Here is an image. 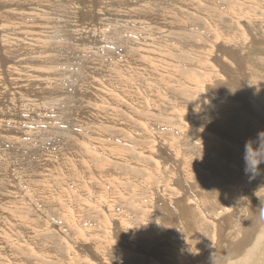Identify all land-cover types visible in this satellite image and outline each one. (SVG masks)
Instances as JSON below:
<instances>
[{
	"label": "rangeland",
	"instance_id": "obj_1",
	"mask_svg": "<svg viewBox=\"0 0 264 264\" xmlns=\"http://www.w3.org/2000/svg\"><path fill=\"white\" fill-rule=\"evenodd\" d=\"M198 1L0 0V28L3 22L10 28L16 21L36 22L40 13L49 26L45 40L62 52L53 65L64 64L60 76L56 71L55 92L37 108L34 99L47 89L26 82L31 92H23L10 81L14 66L32 64L29 47L20 49L24 60L11 59L0 32V130L7 129L0 134V213L11 214L6 220L0 214V220L10 230L16 225L13 238L0 233V264H264V163L255 171L245 162V145L252 141L258 149L264 132V42L251 44L254 36L264 41V35L260 22L252 20L250 30L230 13L236 7L238 15L256 20L263 16L257 7L264 0ZM164 8L177 10L166 14ZM133 10L131 16L140 17L137 25L147 30L148 22L154 33L146 34L167 45L163 53L170 54V44L175 49L170 72L127 79L132 60H141L127 47L130 36L126 46H117ZM152 16L160 18L164 31L147 20ZM103 33L116 42V52H109ZM84 53L89 58H81ZM118 56L123 59L114 61ZM105 60L107 89L96 83ZM85 77L95 92L81 88ZM85 92L90 96L83 101L79 96ZM98 93L109 95L106 113ZM71 94L77 97L65 104ZM117 98L124 104L139 101L146 109L114 110ZM84 106L89 108L82 115ZM25 120L35 123L37 133H30ZM92 143L97 155L87 150ZM108 151L126 159H111ZM175 238L188 239L174 248L160 247ZM166 251L171 261L163 259Z\"/></svg>",
	"mask_w": 264,
	"mask_h": 264
},
{
	"label": "bare ground",
	"instance_id": "obj_2",
	"mask_svg": "<svg viewBox=\"0 0 264 264\" xmlns=\"http://www.w3.org/2000/svg\"><path fill=\"white\" fill-rule=\"evenodd\" d=\"M5 2L4 3H6L7 1L6 0H4ZM10 1V0H9ZM8 1V2H9ZM197 1V0H196ZM203 0H199L198 1V3L200 2H202ZM7 2V3H8ZM214 2H217V1H215L214 0ZM13 4H14V2H12ZM9 4V3H8ZM32 4V3H31ZM181 4V3H180ZM219 4V3H218ZM180 9L182 8V7H179ZM258 9H260L261 11H263V16H257V19L256 20H254L253 18L252 19H250V18H247V19H245V17H243V16H240V15H238L237 14V8L236 7H233L232 9H231V11H230V13H232L231 15H235L237 18H239V20L241 21V22H244L245 24H246V26L250 29V30H252V25H253V23H255V24H257L258 22H260V24L262 25V30H263V35H264V5H262V6H258L257 7ZM165 10V11H164ZM175 10H177V8H173V9H163V12H173V11H175ZM61 11V10H60ZM131 11V10H130ZM169 12H168V14H169ZM181 12V11H180ZM62 13V12H61ZM95 13V12H94ZM130 13V12H129ZM127 14V15H129V23H126L125 24V27H128V32L127 31H125V35L124 36H122V42H121V45L120 46H117L116 45V42H114L115 43V45L112 43V40L111 39H109V37H107V35H106V33H103V35L101 36V38H102V40H106V39H108L109 40V52H116L117 50H116V47L115 46H117V48L119 49V48H122L121 46H126V42H125V38H128L129 36H130V38H132L133 39V42H132V44L131 45H127V47H129V51H132V53L133 54H137L140 58V60H141V63L139 62V61H137V60H135V59H133L132 60V63L129 65V70H136L137 68L138 69H140V72H133V70L132 71H127L126 70V72H127V79L129 80V81H133L136 77H137V75H142V74H153V73H167V72H170L172 69H170L171 68V66H172V64H168V60H169V57L172 59V61L174 62V60H175V57H174V55H172L173 54V51L175 50L174 48L171 50L170 49V47H172L171 46V44L169 45V51H170V54L168 55L166 52H164L163 53V49H162V46H167L166 44H164L163 42H161V41H157L156 40V36L155 35H150V34H146L147 32H150V33H154L153 31H150V28H151V25L147 22V20H152V22L154 23V24H160L159 26H161V27H159L161 30H163L164 31V28L165 27H163L162 26V24H161V22H160V18L159 17H156V16H152V18H147V20H144V21H146L147 22V24H146V28H147V30H144L142 27H140V26H138L137 25V23L140 21V17L139 16H136V17H133V16H131V15H135L137 12L135 11V10H133V12H131L130 14ZM40 16H36L35 17V20H36V22H33V23H24V22H21V21H16V23L14 24V26L12 27V28H10V26L6 23V22H3L2 24H1V28H0V32L2 33V42H3V47L5 48V50H6V52L7 51H10L9 52V57L11 58V59H15V61L17 60V61H20V60H24V57H26L25 55V53L26 52H22L20 49H24L23 47L24 46H28L29 48H28V50H27V53H29V56L28 57H32V60H31V65H27V63L26 64H24L23 62H22V64L21 65H19V66H17L16 64H18V63H16L15 65L16 66H14L13 68H15V73L13 74L12 72V74L13 75H11V76H13L12 78V80H10L11 81V83H12V85H14V84H16V86H18L19 84H20V86L22 85V87L20 88V89H23V92L24 91H26V92H31V90L30 89H28L26 86H24L23 84L24 83H28V84H30L31 82H34V83H37L38 85H36L37 87L38 86H41V84L43 85V87H45L46 89H47V92H45L42 96H38L37 98H35L34 100H36L38 103H37V108H40V107H42V105L43 104H45V103H47L48 102V100H46L45 98H46V96L47 95H49V94H52L53 92H55V89L54 88H56V86H58V79H57V76H56V71H57V73H58V71H61V72H63L62 70H64V68H62V65H64V64H61V66H54L53 65V62H54V60L57 58V55L59 54H61L62 52L61 51H59L60 49H56L57 47H55L53 44H52V42H47V40H45V38H44V35H45V32H48V30H49V26L42 20V18H41V14L40 13H38ZM167 14V13H166ZM258 14V13H257ZM181 15V14H180ZM173 16V15H172ZM171 16V17H172ZM175 16V15H174ZM173 16V17H174ZM234 16V17H235ZM147 17H149V16H147ZM144 18H146V17H144ZM163 18V17H162ZM175 19V18H174ZM245 19V20H244ZM40 20V21H39ZM176 20V19H175ZM242 20H244V21H242ZM252 20L253 21H256V22H253L252 23ZM176 22V21H175ZM209 22H211V21H209ZM238 22V21H237ZM174 23V22H173ZM172 23V24H173ZM182 23V22H181ZM185 23H187L186 21H185ZM164 24V23H163ZM167 24V23H166ZM179 24H180V22H179ZM185 25V24H184ZM217 25V24H216ZM19 26V27H18ZM165 26H167V25H165ZM168 27V26H167ZM219 27V26H218ZM84 28V27H83ZM88 28V27H87ZM124 28V27H123ZM169 28V27H168ZM212 28V27H211ZM11 29L12 30H15V32H11ZM48 29V30H47ZM80 29V28H79ZM94 29V28H93ZM167 29V28H166ZM36 30H40V36H37L36 35ZM90 30V29H89ZM96 30V29H95ZM160 30V31H161ZM130 31V32H129ZM214 31V30H213ZM217 31V30H216ZM20 32V33H19ZM80 32V31H79ZM78 32V33H79ZM87 33V32H86ZM217 33V32H216ZM130 34V35H129ZM143 34H145V36L147 37V39H143L144 37H143ZM159 34V33H158ZM162 34V33H161ZM9 37H10V39H9ZM30 39H29V38ZM264 37V36H263ZM18 38H23L22 39V42H20L19 40H18ZM256 39V40H255ZM31 40V44L32 45H30V43H28L27 41H30ZM130 41V40H129ZM256 41H260V42H264L263 40H261V39H259L258 37H256V36H254V40H253V42L251 43V44H253V46L255 45V43H256ZM131 42V41H130ZM130 42H129V44H130ZM53 43H57V44H60V47H61V45H65V44H62V43H59V42H53ZM33 45H35V46H33ZM174 45V44H173ZM18 48V49H17ZM30 49V50H29ZM128 51V52H129ZM142 51V52H141ZM13 52V53H12ZM14 52H16V53H18V54H15ZM171 52H172V54H171ZM264 53V52H263ZM131 54V53H130ZM167 54V55H166ZM89 55H87V54H85L84 53V56L83 57H81V58H85V57H88ZM104 56H107L108 58H107V60H111V58H110V55H107V54H105ZM114 56V55H113ZM129 56V55H128ZM138 56H135V55H132L131 57H134V58H137ZM89 58V57H88ZM123 58L121 57V56H118L117 58H114L113 60L114 61H116V62H118V61H120V60H122ZM138 59V58H137ZM107 60H105V61H102L101 62V65L99 66L100 67V69H98V76H97V78H96V83H98L97 85H100V86H102V87H104L105 89H107V86H108V88L110 87V85L109 84H107L106 82H105V79L103 78L106 74H104V73H108V71H109V62L107 61ZM115 62V63H116ZM113 63V62H112ZM115 63H114V65H115ZM52 66H54V68L52 67ZM50 67V68H49ZM0 68H1V66H0ZM121 68V67H120ZM66 70V69H65ZM90 72H93L91 69H90ZM104 72V73H103ZM75 73V72H74ZM113 73V71H111V72H109V74H112ZM122 73V72H121ZM121 73H119V74H121ZM4 74V73H3ZM2 74V75H3ZM59 74V73H58ZM64 74H65V72H64ZM68 74H70V73H68ZM61 74H59V76H60ZM30 76V77H29ZM67 76V75H66ZM69 76V75H68ZM62 77V76H61ZM71 77V76H70ZM2 78V77H1ZM22 78H24V79H26V80H24V79H22ZM59 78V77H58ZM107 78V77H106ZM61 79V78H60ZM104 79V80H103ZM64 81V80H63ZM66 81V80H65ZM75 81V80H74ZM105 83H104V82ZM190 81H194L193 79H190ZM78 82V81H77ZM93 82H95V80L93 81ZM6 83H10L8 80H6ZM5 83V84H6ZM81 83H82V85H81V88H88V89H91V91L92 92H95L94 91V85H91V83H89L88 82V79L85 77V79L83 80H81ZM0 84H1V82H0ZM4 84V85H5ZM152 84H153V86H155V84L156 85H158L159 83L158 82H153L152 81ZM11 85V86H12ZM69 85V84H68ZM6 86V85H5ZM160 86V85H159ZM159 86H156V88L157 87H159ZM7 87V86H6ZM60 87V86H59ZM9 88V87H8ZM14 88V87H13ZM3 89V88H2ZM62 89V88H61ZM13 90V89H12ZM140 90V89H139ZM12 92V91H11ZM32 92H33V90H32ZM110 92V91H109ZM140 91H136V94L137 95H139L138 93H139ZM2 94L4 93V92H1ZM10 93V92H9ZM60 93H62V92H60ZM5 94V93H4ZM12 94V93H11ZM39 94H41L40 92H39ZM59 94V93H58ZM103 95H100L99 93L97 94L98 95V100L101 102V103H103L104 101V105H105V109H104V112L106 113V110L108 109V108H110L109 107V95H107L106 93H102ZM108 94H110V93H108ZM9 95V94H8ZM7 95V96H8ZM15 95V94H14ZM1 96V95H0ZM90 96V95H89ZM88 96V97H89ZM106 96H107V98H106ZM45 97V98H44ZM50 97V96H49ZM74 97H77V95H72L71 94V96L70 97H68L67 99H66V102H65V104L66 103H72L73 101H74ZM80 98L79 99H82L83 101H85L88 97H87V93L85 92V93H83L81 96H79ZM94 97V96H93ZM121 97V96H120ZM139 98L141 97V96H138ZM41 98H42V101H41ZM3 99V98H2ZM5 99H6V96H5ZM40 99V100H39ZM90 99V98H89ZM106 99H107V101H106ZM118 99L119 98H117V99H115L113 102H112V104H113V109L114 110H117V108H120V111L121 112H123V113H127V112H129V113H133L134 111H136V112H139L141 109H142V111H144L145 109H146V107H145V104L144 103H141V102H136V103H133V104H124L123 102H120L121 101V99H120V101H118ZM11 100V99H10ZM31 100L32 99H29V98H27V100L25 101V102H29V104H27V103H25L26 105H30V103H31ZM58 100V99H57ZM60 100H62V99H60ZM50 101V100H49ZM95 101V100H94ZM98 101V102H99ZM40 102V103H39ZM53 102H55L54 100H53ZM63 102H64V100H63ZM88 102V104H90V105H92L91 104V101L90 100H88L87 101ZM179 102V101H178ZM33 104H35L34 103V101L32 102ZM59 103H61V102H59ZM93 103V102H92ZM95 103H96V101H95ZM51 104V103H50ZM52 104H54V103H52ZM9 105V104H8ZM14 105H16V104H14ZM13 105V107H15ZM56 105H59L58 103L56 104ZM100 105V104H99ZM103 105V104H102ZM31 106H33L32 104H31ZM45 106V105H44ZM50 106V105H49ZM230 106V105H229ZM53 106H50V108H52ZM91 107V106H90ZM92 107H93V105H92ZM97 107H98V105H97ZM231 107V106H230ZM5 108V107H4ZM43 108H45V107H43ZM87 108H89V106L88 107H86V106H84L83 108H81V113H82V115H84V113H86L87 111L85 110V109H87ZM95 108H96V106H95ZM222 108H223V106H222ZM3 109V108H2ZM10 109H11V106H10ZM56 109V108H55ZM241 109V108H240ZM33 109H31V112L32 113H34L33 111H32ZM36 110H38V109H36ZM42 110V109H41ZM50 110V109H49ZM52 110V109H51ZM61 110V109H60ZM90 110V109H89ZM103 110V109H102ZM13 111V110H12ZM16 111V110H15ZM15 111L13 112V113H15ZM23 111V113H24V111H26V110H22ZM21 111V112H22ZM39 111V110H38ZM46 111H48V110H46ZM147 111H150V110H147ZM2 112V111H1ZM7 112V111H6ZM18 112V111H17ZM29 112V111H28ZM41 112H39V114H40ZM99 113H101V112H99ZM3 114V113H2ZM7 115V114H6ZM25 115V114H24ZM33 115H35V114H33ZM36 115H37V113H36ZM43 115V114H42ZM91 115V114H90ZM126 115H128V114H126ZM51 116V115H50ZM81 116V115H80ZM79 116V117H80ZM93 116V115H92ZM23 117V116H22ZM29 117V116H28ZM30 117H32V116H30ZM29 117V118H30ZM49 117V116H48ZM57 117V116H56ZM59 117V116H58ZM103 117H105V116H103ZM10 118V117H9ZM26 118V117H25ZM33 118V117H32ZM85 118V117H84ZM94 117H92V119H93ZM98 118V117H97ZM86 119V118H85ZM88 119V118H87ZM91 119V118H90ZM91 119V120H92ZM103 119V118H102ZM108 119V118H107ZM6 119H4V121H5ZM36 121V120H35ZM35 121H33V122H35ZM83 121V120H82ZM89 121V119L87 120V122ZM98 121V120H97ZM107 121V120H106ZM111 121V120H110ZM261 121V120H260ZM32 122V123H33ZM39 122V121H38ZM53 122V121H52ZM85 122V121H84ZM101 122V121H100ZM99 122V123H100ZM16 121H14V122H12V124H15L16 125ZM23 123V125H25L26 124V126H30L31 128L30 129H32V130H30V133L32 134V135H34L35 133H37V130L35 131L34 130V124H31V123H29V122H26V120H25V122L23 121L22 122ZM37 123V122H36ZM40 123V122H39ZM44 123V122H43ZM42 123V124H43ZM47 123H49V122H47ZM59 123V122H58ZM102 123V122H101ZM103 123H104V119H103ZM0 124H1V122H0ZM92 124V123H91ZM147 124V123H146ZM50 125V124H49ZM80 125V124H79ZM84 125V124H83ZM82 125V126H83ZM102 125V124H101ZM91 126V125H90ZM19 127V126H18ZM22 127V126H21ZM75 127V126H74ZM78 127V126H77ZM88 127H89V124H88ZM105 127V126H104ZM123 127H127V126H125V125H123ZM3 130L0 132V134L2 133V132H6L7 131V129L5 130V128H3V127H1ZM7 128V127H6ZM10 128V127H9ZM8 128V129H9ZM29 128V127H28ZM36 128V127H35ZM90 128V127H89ZM100 128V127H99ZM129 128V127H128ZM127 128V129H128ZM18 129V128H17ZM24 129V128H23ZM37 129H39L38 127H37ZM76 129V128H75ZM74 129V130H75ZM80 129V128H79ZM85 129V128H84ZM20 130V129H19ZM21 130H22V128H21ZM78 130V129H77ZM134 130V129H133ZM84 131V130H83ZM125 131H127V130H125ZM129 131V130H128ZM19 132V131H18ZM23 132V131H22ZM47 132V131H46ZM82 132V131H81ZM132 132V131H131ZM29 133V132H28ZM89 133V132H88ZM130 134H132V133H130ZM6 135V134H5ZM4 135V136H5ZM53 135V134H52ZM3 135L1 136V137H4ZM9 136V135H8ZM25 136V135H24ZM49 136V135H48ZM98 136L99 137H101L99 134H98ZM105 136V135H104ZM97 137V136H96ZM7 138V137H6ZM11 139H13V137H10ZM15 138V137H14ZM103 139V138H102ZM106 139V138H105ZM17 140H19V137H17ZM21 140V139H20ZM19 140V141H20ZM28 140V139H27ZM55 140V139H54ZM76 140H78L77 138H76ZM96 140V139H95ZM107 140V139H106ZM84 142V141H83ZM91 142V141H90ZM109 142V141H108ZM85 143V142H84ZM93 143H96V142H93ZM92 143V144H93ZM0 147H1V144H0ZM86 147H87V150H88V152H90V153H92V154H94V155H97V152H96V150H95V148L97 147V145L96 144H93V146H89V145H86ZM0 155L2 156V153H1V149H0ZM9 155V154H8ZM107 155H108V157L110 156V158L112 159V158H114V157H116V156H118L119 158H121V159H123L121 156H119V155H117V154H115L113 151H108L107 152ZM13 156V155H12ZM16 156V155H15ZM10 158H11V156H10ZM3 159H6V158H3L2 157V159L1 160H3ZM126 159V158H125ZM125 159H123V160H125ZM7 160V159H6ZM87 160V159H86ZM84 161V160H83ZM7 164H9V161L7 160ZM3 163V162H2ZM1 163V164H2ZM12 163H13V161H12ZM71 163V162H70ZM86 164H88V165H90V162L88 161V162H86L85 161V166H86V169L88 168L87 167V165ZM2 165H4V164H2ZM10 165H11V163H10ZM73 165V164H72ZM103 166H104V164H103ZM11 167V166H10ZM99 167V166H98ZM107 167V166H106ZM15 168V167H14ZM17 168H18V166H17ZM103 168V167H102ZM2 171V170H1ZM101 171V170H100ZM103 171V170H102ZM104 172V171H103ZM2 173V172H1ZM101 173V172H100ZM9 174V173H8ZM18 174V173H17ZM23 174V173H22ZM63 174V173H62ZM25 175V174H24ZM27 176H28V174H26ZM44 175V174H43ZM54 175V174H53ZM204 175V174H203ZM15 176V178H16V175H14ZM22 176V175H21ZM100 176L101 175H99V178H100ZM59 177V176H58ZM49 178H51V177H49ZM13 179H14V177H13ZM17 179V178H16ZM53 179V178H52ZM15 180V179H14ZM49 180V179H48ZM56 180V179H55ZM95 179H93V181H94ZM98 180V179H97ZM113 180H114V178H113ZM12 181V180H11ZM50 181V180H49ZM49 181L48 182H46V183H49ZM96 181V180H95ZM99 181V180H98ZM52 182V181H51ZM16 183V182H15ZM112 183H113V181H112ZM3 184V183H2ZM59 184V183H58ZM57 184V185H58ZM80 184V183H79ZM100 184V183H99ZM121 183H118L117 184V188L119 187V185H120ZM12 185V184H11ZM21 185V184H20ZM50 185V184H49ZM90 185V184H89ZM94 185V184H93ZM113 185H114V183H113ZM112 185V186H113ZM40 186H41V184H40ZM39 186V187H40ZM46 186V185H45ZM55 186H56V184H55ZM54 186V187H55ZM110 186V185H109ZM51 187V186H50ZM107 187V186H106ZM15 188V187H14ZM101 188V187H100ZM5 189H7V188H5ZM50 189H52V188H50ZM54 189V188H53ZM52 189V190H53ZM121 189V188H120ZM15 190H17V189H15ZM14 190V191H15ZM39 190V189H38ZM37 190V191H38ZM45 190V192L46 191H48L49 189H44ZM60 190V189H59ZM63 190V189H62ZM111 190V189H110ZM134 190H136V188L134 189ZM10 191H11V189H10ZM13 191V190H12ZM40 191V190H39ZM85 191V190H84ZM124 191V190H123ZM8 192V191H7ZM53 192V191H52ZM4 193V192H3ZM51 193V192H50ZM80 193V192H79ZM87 193V192H86ZM104 193V192H103ZM109 193V192H108ZM111 193V192H110ZM1 194V193H0ZM10 194V193H9ZM13 194V193H12ZM58 194H59V192H58ZM92 194V193H91ZM6 195V194H5ZM8 195V194H7ZM47 195V194H46ZM45 195V196H46ZM49 195V194H48ZM48 195H47V198H49L48 197ZM105 195V194H104ZM108 195V194H107ZM2 196V195H1ZM3 196H4V194H3ZM61 196V195H60ZM6 198V197H5ZM59 198V197H58ZM51 199H53V198H51ZM50 199V200H51ZM67 199V198H66ZM49 200V199H48ZM54 200V199H53ZM52 200V201H53ZM58 201V200H57ZM65 201V200H64ZM66 201H69L68 199L66 200ZM7 202V201H6ZM62 202H63V199H62ZM61 204V203H60ZM6 205V204H5ZM87 205V204H86ZM79 209V208H78ZM6 212V211H5ZM2 213V212H1ZM0 213V214H1ZM5 214V213H4ZM4 214H1L2 216H3V218H4V220H6V216L8 217L9 215H11V214H9L8 212L6 213V215H4ZM77 214V213H76ZM75 215V214H74ZM1 216V217H2ZM75 216H77V215H75ZM78 219H79V217H77ZM74 219V218H73ZM9 221V220H8ZM18 221V220H17ZM16 221V222H17ZM74 221V220H73ZM72 222V221H71ZM12 229L11 230H13V228H16V225H14L13 223H12ZM0 229H1V231H0V233H2V234H5L9 239H11V237L13 238V236H12V234H13V232L10 230V228L8 227V222L7 221H2V220H0ZM5 236V237H6ZM7 242V241H6ZM9 242V241H8ZM10 243V242H9ZM14 243V242H13ZM20 243V242H19ZM7 244V243H6ZM18 244V243H17ZM11 245V244H10ZM12 246V245H11ZM16 246V245H15ZM32 246V245H31ZM8 247H9V245H8ZM14 248V250H15V247H13ZM259 255V254H258ZM51 256V255H50ZM264 257V256H263ZM255 259V258H254ZM253 259V260H254ZM14 263H15V261H13ZM106 262V261H105ZM109 262V261H108ZM17 263V262H16ZM19 263V262H18ZM260 263H262V262H260ZM21 264V263H20ZM108 264V263H107ZM110 264V263H109ZM256 264H259V263H256ZM263 264V263H262Z\"/></svg>",
	"mask_w": 264,
	"mask_h": 264
},
{
	"label": "clouds",
	"instance_id": "obj_3",
	"mask_svg": "<svg viewBox=\"0 0 264 264\" xmlns=\"http://www.w3.org/2000/svg\"><path fill=\"white\" fill-rule=\"evenodd\" d=\"M257 142L260 144L258 149L254 147L255 142L252 141L245 145V162L250 169L254 168L255 171L258 170L261 163H264V132L259 134ZM253 160L256 161L255 164H253Z\"/></svg>",
	"mask_w": 264,
	"mask_h": 264
},
{
	"label": "crops",
	"instance_id": "obj_4",
	"mask_svg": "<svg viewBox=\"0 0 264 264\" xmlns=\"http://www.w3.org/2000/svg\"><path fill=\"white\" fill-rule=\"evenodd\" d=\"M178 234H180V233H178ZM187 239L188 238H184L183 241H182V239L175 238V241L174 242H170V240H166L163 245H160V247L161 248H165V247H167V246L170 245V246H172V248H174L176 245H178L180 243V241L183 242V243H186L187 242ZM163 253H166L163 256V259H164L165 256H167L170 261L173 259V255H171V252L170 251H166V252H163Z\"/></svg>",
	"mask_w": 264,
	"mask_h": 264
}]
</instances>
